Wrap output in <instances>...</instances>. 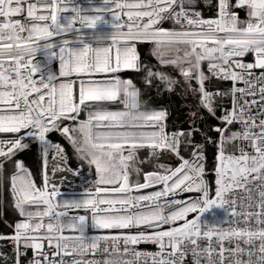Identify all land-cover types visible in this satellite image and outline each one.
Here are the masks:
<instances>
[{
	"label": "snow or ice",
	"instance_id": "obj_1",
	"mask_svg": "<svg viewBox=\"0 0 264 264\" xmlns=\"http://www.w3.org/2000/svg\"><path fill=\"white\" fill-rule=\"evenodd\" d=\"M87 5L0 0V214L19 217L0 233L12 245L0 264H264V0ZM38 53L46 63L33 62ZM164 93L189 101L172 130L170 109L152 106ZM33 145L41 185L22 158ZM85 166L94 181L62 199L66 177H52Z\"/></svg>",
	"mask_w": 264,
	"mask_h": 264
},
{
	"label": "trees",
	"instance_id": "obj_2",
	"mask_svg": "<svg viewBox=\"0 0 264 264\" xmlns=\"http://www.w3.org/2000/svg\"><path fill=\"white\" fill-rule=\"evenodd\" d=\"M150 50H151V46L150 45H139V52L141 53V57L142 59L144 57H147L149 60L152 61L153 64H156L157 61L155 60L154 57L150 56ZM135 82L139 81L140 83H142V79L141 77L137 74L134 78ZM139 85V83H138ZM227 86V85H225ZM148 97H146L147 99ZM189 101L187 99H181L180 96L172 94L169 95L168 93H164L163 95H157L155 102L153 103L152 106L154 107H159V106H164V107H168L172 113V115L170 116L169 120H168V127L170 130H172L174 127L180 125L181 123H183V121L186 119L187 113L184 107H182V105L187 104ZM218 121H216L213 118H208L207 120V124H217ZM207 124L205 125V127H207ZM184 127H187V125L185 124ZM50 138L51 140H55V141H59L62 144H64V146L68 149L69 154L71 156L70 158V165L71 166H77L79 164L78 159L76 158L75 155H71V148L68 147L67 142L63 139V137H61L58 133H54V134H50ZM197 139H200L199 136L196 137ZM214 153H215V148H213L211 145L209 146V150H208V164H207V168L208 170L212 169V166L215 163V158H214ZM23 158L26 160L27 164L32 168L34 174L36 172V176L40 179V160H39V156H38V146L37 145H33L32 150L25 152L24 154H22ZM146 155L143 157L145 158ZM167 157L165 156L160 162L161 163H168L171 165H176L178 162H171L169 163L167 161ZM146 165V164H145ZM85 170H87V167L85 166ZM5 195H7V193L5 192ZM17 217L10 208L6 209L3 211L2 214H0V233H4V234H11L13 232V228L9 227V225L14 224V222L17 220ZM5 221H7V223H5ZM0 251L6 252L7 254L11 255L12 253V245L10 242H2L0 244Z\"/></svg>",
	"mask_w": 264,
	"mask_h": 264
},
{
	"label": "built area",
	"instance_id": "obj_3",
	"mask_svg": "<svg viewBox=\"0 0 264 264\" xmlns=\"http://www.w3.org/2000/svg\"><path fill=\"white\" fill-rule=\"evenodd\" d=\"M96 2L98 3L99 0H96ZM77 3L81 4L82 6L84 7H87V0H77ZM205 15L206 16H211L213 15V13L211 12H208L207 10H205ZM166 27H169L170 24H166L165 25ZM138 51H139V46H138ZM247 62H254V57L250 54L248 55L247 57L244 58ZM34 63H41V64H44L46 63V61L44 60V57L42 54H37L36 57H35V60L33 61ZM51 69L54 71V72H57L59 71V61L58 60H54L51 65H50ZM121 75L124 77V78H135V76L137 75V73L135 72H132V71H125L123 73H121ZM36 78L38 79L39 78V74H37ZM135 82V80H134ZM230 84V82H228ZM139 86V85H138ZM154 107V106H153ZM170 130V129H169ZM50 138V136H49ZM54 142H59V141H55L53 140ZM61 143V142H60ZM38 146V145H37ZM229 150L231 151V148H229ZM141 151H144V150H141ZM38 156H39V160H40V167H41V159H40V154H39V150H38ZM23 158V156H22ZM24 159V158H23ZM26 165L31 169V167L27 164L26 160L24 159ZM215 164V163H214ZM69 166L70 167H77V166H71L70 165V160H69ZM52 167V161L49 160V168L51 169ZM207 167V165H206ZM32 171V169H31ZM33 172V171H32ZM33 176H34V179L36 180L37 184L38 185H41L42 184V179H41V176H40V179L37 180V178L35 177L34 173H33ZM61 176L63 177H66V179L64 180L63 184L60 185V191L62 193V199H76V198H79L85 191V187L88 186V184L86 183L87 182H91V181H94L95 179V176L94 175H89L88 174V170H84V172L82 173V175L80 176H74L72 173L70 172H64V173H60L58 172L56 174L55 177H52V179L57 183V184H60V178ZM206 179H208L210 182H212L213 186H214V180H215V175H214V172H212L211 170H209V174L206 176ZM143 182V181H142ZM93 188H94V185H92ZM159 187L160 186H156L154 188H148V189H141L139 192H136V191H133L131 193V195H147V194H150L152 193L153 191H157L159 190ZM103 195V194H102ZM187 195V194H185ZM116 194H108V198H115ZM73 214H83V212H71L70 215H73ZM210 218L211 214H207ZM19 219V217H17V220ZM16 220V221H17ZM108 230H89V235H102L104 234L105 232H107ZM12 234V233H11ZM67 234V233H66ZM4 242V241H0V244ZM137 248V250H140V251H148V252H155L157 251V246L155 245H152V244H140V245H137L135 246ZM31 254V253H30Z\"/></svg>",
	"mask_w": 264,
	"mask_h": 264
},
{
	"label": "rangeland",
	"instance_id": "obj_4",
	"mask_svg": "<svg viewBox=\"0 0 264 264\" xmlns=\"http://www.w3.org/2000/svg\"><path fill=\"white\" fill-rule=\"evenodd\" d=\"M155 58V57H154ZM51 139V138H50ZM67 142V141H66ZM145 155H147V153L145 152V151H141L140 153H139V156H140V158L141 159H143V157L145 156ZM167 161L169 162V163H171V162H178L176 159H175V157H167ZM171 165V164H170ZM140 167L141 168H143L144 170H152L151 169V167H149L148 165H140ZM32 169V168H31ZM33 171V170H32ZM34 173V172H33ZM35 174H36V172H35ZM34 174V175H35ZM35 177L37 178V180H39V178L35 175ZM135 181H136V177H135V175H133V183H135ZM140 181L142 182L143 180H142V175H141V177H140Z\"/></svg>",
	"mask_w": 264,
	"mask_h": 264
}]
</instances>
